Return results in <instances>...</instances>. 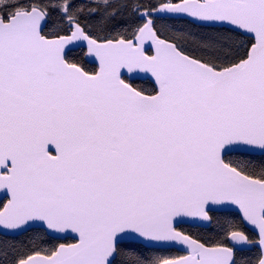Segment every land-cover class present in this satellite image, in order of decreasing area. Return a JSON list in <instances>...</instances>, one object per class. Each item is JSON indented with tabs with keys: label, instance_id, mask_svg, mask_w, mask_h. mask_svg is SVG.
I'll return each mask as SVG.
<instances>
[{
	"label": "snow or ice",
	"instance_id": "snow-or-ice-1",
	"mask_svg": "<svg viewBox=\"0 0 264 264\" xmlns=\"http://www.w3.org/2000/svg\"><path fill=\"white\" fill-rule=\"evenodd\" d=\"M28 233L0 264H264V0H0V234Z\"/></svg>",
	"mask_w": 264,
	"mask_h": 264
},
{
	"label": "trees",
	"instance_id": "trees-1",
	"mask_svg": "<svg viewBox=\"0 0 264 264\" xmlns=\"http://www.w3.org/2000/svg\"><path fill=\"white\" fill-rule=\"evenodd\" d=\"M167 23L174 30L182 31V32H191L196 37L206 38V35L208 34V30L199 29L195 25L189 24L185 20H173V21H167ZM74 54L77 56H82L81 50L75 51ZM87 66L89 68L95 67L90 64H87ZM185 229L193 235H199L200 237H211L216 234V231L218 230V226L215 223H212L208 229L192 228V227H187V226H185ZM32 235L33 233H28V234L17 236V237H7V236L0 235V248L7 247L8 245H13V244L27 243L29 240V237ZM171 253L177 254V252L175 251Z\"/></svg>",
	"mask_w": 264,
	"mask_h": 264
},
{
	"label": "water",
	"instance_id": "water-1",
	"mask_svg": "<svg viewBox=\"0 0 264 264\" xmlns=\"http://www.w3.org/2000/svg\"><path fill=\"white\" fill-rule=\"evenodd\" d=\"M79 50L80 49H76L75 51H79ZM87 59L88 58H85V61L86 62H87ZM88 64L95 66L93 63H88ZM185 226L192 227V228L208 229L211 226V224L210 225H207L206 227H201V226H188V225H185ZM0 235H2V234H0ZM3 236H5V235H3ZM7 237H17V236H15V235H7ZM171 250H176L177 251V249H171Z\"/></svg>",
	"mask_w": 264,
	"mask_h": 264
},
{
	"label": "flooded vegetation",
	"instance_id": "flooded-vegetation-1",
	"mask_svg": "<svg viewBox=\"0 0 264 264\" xmlns=\"http://www.w3.org/2000/svg\"><path fill=\"white\" fill-rule=\"evenodd\" d=\"M173 251L177 252L176 250H171V252H173ZM179 254H182V253H179Z\"/></svg>",
	"mask_w": 264,
	"mask_h": 264
}]
</instances>
